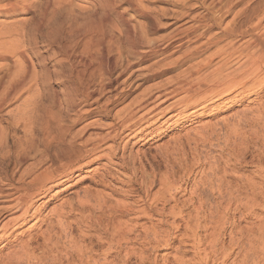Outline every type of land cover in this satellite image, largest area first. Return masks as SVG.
<instances>
[{
  "label": "rangeland",
  "instance_id": "rangeland-1",
  "mask_svg": "<svg viewBox=\"0 0 264 264\" xmlns=\"http://www.w3.org/2000/svg\"><path fill=\"white\" fill-rule=\"evenodd\" d=\"M114 1L115 10L111 17L115 26L112 29L103 20L102 17L104 16L98 6L94 8L84 0H63L56 6V9H53L51 18L45 24L39 25L35 33L31 35L37 41L33 48L34 53L31 52L36 80L31 87H24L25 89H22L18 94L12 97L9 96L0 106V136L2 138L0 145V179H4L8 174L7 177L9 176V179L16 182L26 168H32L33 173H40L42 170L59 166L60 161L64 160L60 159V156H63L60 154L61 152H68L73 156V152L81 148L84 149L82 143L85 139L92 141L95 137L103 136L108 128L116 122L123 107L135 100L136 97H141V94L147 92V90L156 87H174L177 85L176 82L183 83L185 81L184 75L182 76L184 72L189 73L192 71L193 74L194 68L203 65V62L208 58L207 56L228 40H222L209 46L189 60H180L181 52L199 43L204 37L197 40L193 39L195 41L191 42H183L179 47L176 46L178 42L174 41L171 44L172 49L169 48L167 51L170 54L169 57L162 58L163 55H152L148 59L140 61L141 63L139 62L140 66H147V77L135 78L132 76L129 81L120 84L119 82L127 77V73H123L117 84L113 83V85H116L115 87L108 89V87L104 88L103 86L105 91L100 92L101 90L98 89H100L101 80L106 76L102 73L106 71L108 59L113 58V62L115 61L114 67L119 70L122 63L125 64L126 61L132 60L139 50L148 48L150 45L161 44L168 38L174 26L186 21L185 17H176L180 14L179 11L195 14L202 10V7L196 6L193 9L192 6L203 1L208 3L210 0H139L142 5L139 9H136L135 4L130 0ZM36 2L38 7L42 4V0H36ZM245 2H249L253 6L260 3L261 0H243L242 3H237L231 9L229 15L223 17L220 25L224 26L231 19L233 13ZM72 17L79 22L89 19L96 25L104 21L100 24L102 27L99 28L102 33H100L98 39L103 42H101L104 46L102 50L93 46V49H89L91 51L89 53L81 48V44H78L70 46L68 51L64 53L57 47L56 40H59L57 28L60 24L65 25L67 20ZM38 19V9L13 13L7 17L0 16V21L8 22L11 20L17 23L22 21L27 27L35 25ZM242 21V17L237 18L238 25ZM124 26L126 28L134 27L137 37L141 36L139 40L136 37L137 45H135V49L130 48L127 43L123 31ZM213 30H218V28ZM213 30L210 32H213ZM54 38L57 39L54 40ZM109 43L112 46L107 49ZM99 50L101 51L99 52ZM134 51L135 54H133ZM89 54L93 56L91 61ZM217 59L214 58L213 62ZM173 61L175 63H172ZM83 62L87 64L92 62V64L83 70ZM77 71H80L82 76H79L76 73ZM3 72L5 71L2 70L0 76L3 75ZM154 72L156 73L154 74ZM73 84H77L82 90L89 88V90L93 89L94 91L87 101H82L79 99L81 95L77 96L73 93L71 89ZM24 86H27V83ZM109 96L112 99L114 98L115 101L104 105L105 99ZM28 101L30 105L26 113L29 114L27 118L30 119L15 123L19 112L29 104ZM263 102L264 86L257 95L250 93L240 101L215 103L211 108H207L204 113L194 114L184 121H179L178 125L167 127L164 125L158 129L159 132L157 131L156 136L150 141H136L135 138L116 140V153L118 156L123 154L125 159L127 158L126 162H128L127 168L125 170L121 169L122 173L120 168L115 165L102 164L104 159L98 161L97 165L90 163L86 167L87 170L85 168V171L70 179V187L61 191L63 185H59L55 187L56 189H53L54 191H49L44 198L34 203L30 208V216L28 215L27 221L13 232L16 240L11 243L9 248L0 245V255L5 254L10 250V247H14L13 245L44 229L46 222L55 221L53 209L58 208L60 204L67 202V200L71 201L72 199V202H76V197L82 196V193L87 189L93 192H107L111 194L109 199L113 202L115 200H127L121 194H113L109 189H104L94 183L93 179L95 177L92 178L94 175L97 176L108 170L114 173L127 174L126 176L129 174L137 184L144 180L146 184L144 187L148 186L153 177L157 179L168 177L165 180L170 181V185L180 187L177 190V199L175 201L168 200L165 203V211H168V208L173 205H176V210H182V220L176 219L175 223L183 224L187 215L193 218L195 208L198 206V194L201 195L202 200H204L201 215L205 216V213H208V217L200 219L198 231L200 236H207L212 232L213 227L208 223L212 222L213 219L209 214H213L212 217L216 219L222 215L223 210L221 209L227 207L225 210L226 216L223 218V226H226V231L223 230L222 232L218 254H215L216 256L211 255L207 264H240L244 261H247V264H256L257 248L253 251L252 245L257 246L258 243L259 253L264 250ZM242 142L243 144H241ZM106 143L108 144V142H105L104 145ZM232 146L239 147L244 152V156L241 157L242 155L238 153L233 155V151L231 153L229 148H232ZM23 147L29 148L32 155L21 164L18 163L16 153ZM261 156L263 159H261ZM256 160L260 163H257ZM115 167L117 170L114 169ZM261 167L262 170L259 174L257 170ZM15 168L17 171L14 170ZM214 169L220 171L221 174L216 172L219 176L215 173L212 175L211 172ZM222 174L224 175L222 189L224 187L230 189L232 194L237 196L236 199H228L226 195L220 196L218 194L216 186L219 180L218 177H222ZM26 178L27 176L24 177V179ZM111 184L117 191L122 192L125 189L118 181L111 179ZM250 184L254 185V189L250 187ZM158 188L157 181L150 186L152 193L157 191ZM182 188H185V191ZM56 190H60V193L52 196L51 194ZM190 196L193 198H189ZM128 199L127 201H132L135 197H128ZM251 199L254 200L253 204ZM219 200L221 204H216V201ZM191 201H194L193 205L189 203ZM227 201H230L229 206L226 204ZM155 206L161 208L162 204L157 202ZM86 213L83 212L84 218H82V215L78 214L77 211L66 219L68 221H80L79 230L73 232L74 236L76 235L75 237H78L77 235L80 233L78 231L86 230L85 232L92 234H99L100 232L96 229H86ZM92 214L95 215V211L91 212ZM166 219L168 222L172 221L170 217H166ZM139 223L145 228L151 226L148 220L144 218L140 219ZM163 228H166V226H163ZM252 228L255 229V233ZM183 229L184 225L180 227L177 233L183 232ZM146 234L148 236L152 235L149 230ZM176 240H172L170 247L161 245L153 248L147 245L142 246L137 242H132L131 247L135 254L142 250L151 258H155L154 261L157 264H198L192 246L185 245L188 240L181 245H178ZM259 241L261 242L259 243ZM234 242L238 244L233 245L230 250L220 251V248H226ZM67 244L68 239L59 236L57 247L60 251L49 250L45 255L43 264H52L56 258L63 261L65 252L68 251L66 249ZM197 249L200 257L209 251L205 240L200 242ZM35 253L38 254L39 252L36 250ZM123 255L124 252L122 251L120 257ZM180 257L182 261L179 260ZM20 264H37V262L30 259L28 262L23 260ZM128 264L140 263L133 257ZM143 264L151 263L147 261ZM258 264H264V259L258 257Z\"/></svg>",
  "mask_w": 264,
  "mask_h": 264
},
{
  "label": "bare ground",
  "instance_id": "bare-ground-1",
  "mask_svg": "<svg viewBox=\"0 0 264 264\" xmlns=\"http://www.w3.org/2000/svg\"><path fill=\"white\" fill-rule=\"evenodd\" d=\"M62 1L42 0V4L38 7L36 6V0H0V16L7 17L13 13H23L36 9H38L39 13V19L32 27L25 26V23L22 21H18V23L11 20L8 22L0 21V73L2 70L5 71L0 76V106L9 96L12 97L18 94L22 89H25L24 87H31L35 82L36 72L34 71L31 52L34 53L33 48L37 44V41L31 35L35 33L39 25L45 24L51 18L53 9H56V6ZM84 1L94 8L98 6L104 16L102 18H104L105 23L111 29L114 28V20L111 17L115 10L114 0ZM130 1L135 4L134 7L136 9L142 7L139 0ZM242 1L210 0L208 3L205 1L200 4L196 3L192 6L193 9L196 6H200L202 10L195 14L179 11L180 14L177 13L176 17H185L187 20L182 24L174 26L168 38L161 44L150 45L148 48L139 50L132 60L126 61L125 64L122 63L119 70L114 67L115 61L113 62V58L108 59L106 71L103 72L100 69L103 72L102 74H106L105 78L101 80L102 83L100 84V89H98L101 90L100 92H104L105 87H108V89L115 87L116 85H113V83L117 84L118 79L123 73H127V77L123 78L119 82L120 84L126 83L132 76L135 78L147 77V66H140L139 62L148 59L152 55H163L162 58L169 57L170 54L167 51L169 48L172 49L171 44L174 41L178 42L176 46L179 47L183 42H191L204 37L199 43L181 52L179 56L180 60H189L209 46L228 39L224 45L207 56L208 58L203 62V65L201 64L194 68L193 74L191 73L192 71L189 73L184 72L182 74L185 79L183 83L178 82V84L176 82L177 85L174 87H154L155 89L147 90V92L141 94V97H136L135 100L123 107L116 122L108 128L103 136H94L95 138L92 141L85 139L82 143L84 149L81 148L73 152V156L71 153L61 152L60 154L63 156H60V159L64 160L60 161L59 166L42 170L40 173H33L32 168L28 169L25 167L24 173L22 174L21 170V176L20 178L18 177L19 179L16 182L9 179V176L7 177L8 174L4 179H0L1 246H8L9 248L11 243L16 240L13 232L27 221L30 208L34 203L44 198L49 191H54L53 189L59 185H63L60 189L61 191L70 187V179L85 171V168L90 163L97 165L98 161L104 159L102 164L115 165L120 168V172L121 169L125 170L128 163L126 162L127 158L125 159L123 154L122 156H118L116 153V140L135 138L136 141L143 140L147 142L156 136L159 132L158 129L162 126L178 125L179 121H184L194 114L204 113L207 108H211L215 103L233 100L240 101L250 95V93H254V95L259 94L264 86V0L253 6L249 2H245L233 13L231 19L224 26L220 25L223 17L227 14L229 15L234 5L242 3ZM239 17H242L243 21L238 25L237 18ZM104 21H101V23H104ZM61 23L63 22L61 21ZM101 23H97L96 25L89 19L79 22L74 17L70 18L65 25L60 24L57 28L59 40L54 38L57 47L64 51V53L68 51L70 46L78 44H81V48L89 53L91 52L89 49L93 46L102 50L104 46L101 44L102 41L98 40L101 35L100 33H102L100 31L102 27ZM215 28H218V30H213ZM212 30L213 32H210ZM123 31L130 48L135 49V45H137L136 41L141 36L137 37L134 27H125ZM54 40L52 39V42ZM110 43L107 49L112 46V43ZM135 51L133 54H135ZM89 57L91 61L93 58L92 54ZM214 58L218 59L213 62ZM172 63L175 62L173 61ZM91 64L92 62L88 64L83 62V70L90 67ZM76 73L82 76L80 71ZM26 83L27 86H24ZM71 89L77 96L81 95L79 99L82 101H87L91 96L90 94L94 91L93 89L89 90V88L82 90L77 84L71 85ZM113 99L109 96L105 99L104 105L113 103L115 101ZM29 105L30 102L26 106L28 107ZM26 106L25 108L23 107L22 111L19 110L20 112L15 123L21 122V120L25 122L30 119L27 118L29 114L26 113V110L29 107L27 108ZM262 106L264 109V102ZM94 108L96 109V107ZM1 141L2 138L0 136V145ZM105 142H108V144L104 145ZM238 143L240 144V141ZM235 147H229L231 153L233 151V155L234 153H238L243 157L244 152L238 146V148ZM16 155L18 163L22 164L32 154H30L29 148L23 147ZM261 159H263L262 156ZM257 163L260 162L258 161ZM15 165L17 164L15 163ZM95 167L97 168L98 166ZM114 169L117 170L116 167ZM216 169L212 170V175L220 172ZM261 170L262 167L257 172L259 171L260 174ZM120 172H116V174L107 170L102 174L97 173V176L91 177H95L93 181L97 186L109 189L113 194H121L127 200H129L128 197H135V199L132 201L115 200L113 202L109 199L111 194L103 191L93 192L87 189L82 193V196L76 197V202H72V199L71 201L67 200V202L60 204L58 208L53 209L55 221L46 222V227L39 230L37 234L29 236L27 239L13 245L14 247L12 248L10 247V250L5 252V254L0 255V264H20L21 261L28 262L30 259H34L37 264H43L45 255L49 250L60 251L57 247L59 236H64L68 239V244L66 245L68 251L65 252L63 258L65 263L60 258H56L52 264H128L133 257L140 264L147 261L151 264H157L154 261L155 258H151L142 250L135 254L131 247L132 242H137L142 246L147 245L157 248L161 245L163 247H170L176 239L178 245L188 240L185 245L192 246L193 253L199 262L198 264H207L211 255L216 256L218 254V245L221 242L222 232L223 230L226 231V226H223V218L226 216L225 210L227 207L221 209L223 210L222 215L216 219L212 217L213 214H209L213 219V223H208L213 227L212 232L207 236H200L198 233L200 219L208 217V213H205V216L201 215L204 204L201 195L198 194V206L195 208L193 218L187 215L183 224L175 223L176 219L182 220V210H176V205H173L168 208V211H165V203L168 200L175 201L177 199L176 194L180 188L179 186L170 185V181L165 180L168 177H160L158 179L153 177V180L149 181L148 186L144 187L146 185L144 180L137 184L131 175L128 174L126 176L127 174H120ZM26 176L27 178L24 179ZM206 178L209 177L207 176ZM111 179L120 182L121 186L125 187V189L122 192L117 191L112 186ZM218 179L216 186L218 194L220 196L226 195L228 199H236L237 196L232 194L230 189L227 187L222 189L224 175L222 174V177H218ZM156 181L159 188L152 193L150 186L156 183ZM250 187L254 189L253 184H250ZM60 190H56L51 195H58ZM182 190L185 191V188H182ZM189 198L193 197L190 196ZM157 202H161V208L155 206ZM251 202L253 204L254 200L251 199ZM189 203L193 205L194 201ZM216 204H221V201H216ZM226 204L229 206L230 201H227ZM77 211L78 214L82 215V218H84L83 212H87L86 229L99 230V234H92L84 230L78 231L80 233L77 236L80 238L75 237L76 235L74 236L73 232L74 230H79L80 221H68L66 219ZM94 211L95 215H91V212L93 213ZM166 217L172 218V221L168 222ZM142 218L148 220L151 224L149 228H145V226L139 223V220ZM153 219H155L154 223ZM182 225H184L183 232L177 233ZM163 226H166V228H163ZM148 230L151 231V236L146 234ZM252 231L255 233L254 228H252ZM204 240L209 251L200 257L197 248H199L200 242ZM235 244L238 243H230L226 248H220V251L226 252V250H230ZM256 248V264H258V257L264 259V250L259 253L258 243L257 246L252 245L253 251ZM36 250L39 252L38 254L35 253ZM122 251L124 255L120 257ZM179 260L182 261V258L180 257ZM240 264H247V261Z\"/></svg>",
  "mask_w": 264,
  "mask_h": 264
}]
</instances>
